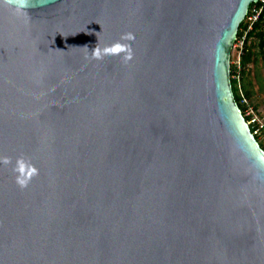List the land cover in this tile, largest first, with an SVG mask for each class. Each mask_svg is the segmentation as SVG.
I'll use <instances>...</instances> for the list:
<instances>
[{
  "label": "water",
  "instance_id": "water-1",
  "mask_svg": "<svg viewBox=\"0 0 264 264\" xmlns=\"http://www.w3.org/2000/svg\"><path fill=\"white\" fill-rule=\"evenodd\" d=\"M255 1L0 0V264H264L231 80ZM125 33L132 60L92 58Z\"/></svg>",
  "mask_w": 264,
  "mask_h": 264
},
{
  "label": "built area",
  "instance_id": "built-area-1",
  "mask_svg": "<svg viewBox=\"0 0 264 264\" xmlns=\"http://www.w3.org/2000/svg\"><path fill=\"white\" fill-rule=\"evenodd\" d=\"M260 27H264V0H257L250 5L248 12L242 21V26L239 27L240 32L238 31L233 45L235 56L232 63L234 68L233 77L237 81L236 85L240 96V104L243 107V109H241L246 123L256 137L262 138L264 137V118L251 102L242 83V56L247 49L248 43L252 41L253 38L257 37L255 34H252L253 31Z\"/></svg>",
  "mask_w": 264,
  "mask_h": 264
},
{
  "label": "clouds",
  "instance_id": "clouds-1",
  "mask_svg": "<svg viewBox=\"0 0 264 264\" xmlns=\"http://www.w3.org/2000/svg\"><path fill=\"white\" fill-rule=\"evenodd\" d=\"M4 3L13 6L16 10L21 11L30 6L29 0H4ZM135 36L132 33H125L120 40L100 48L98 45L92 51V58L102 60L104 56H118L122 53V59L125 63L132 60L133 52L130 44L122 43V41H134ZM0 163L4 165L11 164L10 157H0ZM257 165L261 170H264V157H257ZM15 174V182L21 188H27L32 179L39 175L38 168L31 163L30 159L20 156L16 159L15 165L12 168ZM259 179L264 181V176H259Z\"/></svg>",
  "mask_w": 264,
  "mask_h": 264
},
{
  "label": "rangeland",
  "instance_id": "rangeland-1",
  "mask_svg": "<svg viewBox=\"0 0 264 264\" xmlns=\"http://www.w3.org/2000/svg\"><path fill=\"white\" fill-rule=\"evenodd\" d=\"M250 43V44H249ZM248 43V46L252 48L255 53L254 62L248 65L249 71L251 73L250 83L242 79L243 87L245 90L246 83L251 84L250 88L252 94L249 96L251 102L254 104L255 108L264 118V49H261L260 39L257 36L253 38L252 41ZM234 49L231 52V63L234 59ZM260 141L264 142V137L260 138Z\"/></svg>",
  "mask_w": 264,
  "mask_h": 264
},
{
  "label": "trees",
  "instance_id": "trees-1",
  "mask_svg": "<svg viewBox=\"0 0 264 264\" xmlns=\"http://www.w3.org/2000/svg\"><path fill=\"white\" fill-rule=\"evenodd\" d=\"M241 26H242V23H241L240 27ZM252 34H255L256 36L259 37L261 49H264V27H260L259 29L253 31ZM254 59H255V53L252 50V48L247 45V49L242 56L243 78H244V81H247V83H250V76H251L248 65L251 64L252 62H254ZM233 69H234L233 63H231V80H232L233 91H234L235 97H236L240 107L243 109L242 105L240 104V96H239L237 85H236L237 81L233 77ZM247 83L245 86V92L249 97L252 94V90L250 88L251 84H249V86H248ZM257 139H258L260 145L264 148V142L260 141L259 137H257Z\"/></svg>",
  "mask_w": 264,
  "mask_h": 264
}]
</instances>
